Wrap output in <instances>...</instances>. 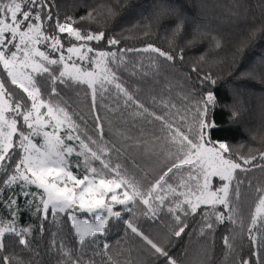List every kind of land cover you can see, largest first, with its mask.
<instances>
[{"label": "snow or ice", "instance_id": "obj_1", "mask_svg": "<svg viewBox=\"0 0 264 264\" xmlns=\"http://www.w3.org/2000/svg\"><path fill=\"white\" fill-rule=\"evenodd\" d=\"M116 4L119 6V0H116ZM54 6V0H0V205L10 217L6 219L0 215V253L6 249V236H14L15 243L32 251L29 237L33 226L19 225L22 211L17 203L19 198L25 199L26 209H35L32 215L41 217V231L43 221L49 215L57 223L59 214H66L81 245L85 243L86 237L94 238L96 234L106 232L112 218H121V212L114 210V205H121L131 211V205L139 201L145 206L142 215L152 219H156L158 213L166 209L173 218L167 235L176 238L185 234L189 227L186 218L190 215L201 216L198 235L205 237L212 234L213 241L218 226L238 224L239 232L233 227L222 237L227 250L225 259L236 251L235 241L246 238L251 249L250 255L238 258L235 264H264V184L254 189L257 199L247 228L243 218L237 220L240 186L244 183L237 178V172L264 169V164L254 163L258 158L264 160V151H258L255 155H242L239 151L234 153L226 141L212 138L209 130L215 129L217 125L212 119L211 109L218 103V97L209 88L194 93L199 98L192 103L194 111L191 121L187 116H180L183 130L174 127L164 116L151 113L168 129L169 144L175 149L168 151L171 164L157 179L143 188L135 177L122 174L120 164L113 167L104 159L105 148L87 136L86 132H81L73 119L74 114L68 110L70 105L60 96L57 85L86 84L92 91L95 107L96 85L103 89L105 84H112L118 93L126 97L125 104L132 100L144 112L148 109L135 101L122 83L117 82L119 77L109 66L116 64L118 67L123 63V57L117 61V52L98 50L91 46V42L104 41L106 33L75 26L80 22L95 21L93 11L89 10L79 20L67 15L61 21L59 13L52 11ZM159 8L161 10L154 13V19L159 23L162 18L174 17L176 22L171 33L173 37H180L185 25L179 10L171 5H161ZM107 13L109 16L116 14L111 6H108ZM145 27L150 29L151 22ZM260 32H264V25L250 29L237 51H242ZM62 35L65 36L63 40ZM194 40L195 36L187 44H193ZM213 40L216 38L213 37ZM106 43L116 46L120 40L112 36L107 38ZM169 43L171 45L173 41ZM215 47H221L219 40H216ZM126 51L152 52L167 61L184 59L183 48L175 55L152 44L143 49ZM199 59L203 61L205 56ZM192 71L198 72L195 65ZM260 81L264 84V75H261ZM199 83L215 86L217 80L208 73L200 78ZM231 115L235 118L238 113L233 111ZM95 119L99 121L98 116ZM97 128L102 139V128L99 124ZM36 138H40L39 144L35 142ZM251 151L249 149V153ZM74 154L83 159L73 164L70 158ZM96 161L101 165L99 169L93 166ZM82 165L85 174L79 178L72 168L79 169ZM185 169L186 175L179 176L175 186L168 183L170 174H179ZM106 172L112 178H106ZM33 186L36 191L31 190ZM14 187L19 191H13ZM248 187L252 188L251 181H248ZM118 189L123 190L122 194L117 193ZM6 191L9 195L5 199ZM219 206L226 211L219 210ZM78 212L92 214V221L78 218ZM125 223L127 229L141 238L151 255L164 257L167 264H179L176 258L169 255L165 246L145 235L132 220ZM110 247L105 242L101 252L93 255H103L105 264H120L110 254ZM60 253L63 259L58 264H96L94 259L84 260L82 252L74 256L63 243ZM203 255L207 256L206 249ZM0 264L33 262L13 254L0 256ZM124 264L133 262L126 260ZM192 264H205V261L194 260Z\"/></svg>", "mask_w": 264, "mask_h": 264}, {"label": "trees", "instance_id": "obj_2", "mask_svg": "<svg viewBox=\"0 0 264 264\" xmlns=\"http://www.w3.org/2000/svg\"><path fill=\"white\" fill-rule=\"evenodd\" d=\"M54 3L52 11L59 13L61 21L67 15L79 20L89 10L93 11L95 21H84L75 26L106 33L104 41L91 42V46L98 50L117 52V61L123 57V63L118 67L116 64L109 66L119 77L117 82L122 83L133 99L148 109L144 112L132 100L125 104L126 97L118 93L114 85H105L103 89L96 86L95 107L92 91L86 84L57 85L60 96L70 105L68 110L74 114L73 119L81 132H86L87 136L105 148L104 159L113 167L120 164L122 174L135 177L143 188L157 179L171 164L168 151L175 149L169 144L168 129L151 113L164 116L174 127L183 130L180 116H187L191 121L194 111L192 103L199 98L194 93L209 88L218 97V103L211 109L212 119L217 125L215 129L209 130L212 138L229 143L234 153L239 151L242 155H255L258 151H264V84L260 81L261 75H264V32L258 33L242 51H237L250 29L264 25V0H119V6L116 0H54ZM161 5H171L179 10L185 25L180 37H173L171 33L176 22L174 17L162 18L159 23L154 19V13L161 10ZM108 6L114 9V16L108 15ZM97 13L100 15L97 16ZM149 22L150 29L145 27ZM145 32L148 34L145 35ZM112 36L119 39L120 44L108 45L106 40ZM193 36V44L188 45L187 41L192 40ZM213 37L220 41V48L215 47L216 40ZM61 39H65V36L62 35ZM170 40L173 41L171 45ZM148 44L172 51L174 55L183 48L184 59L167 61L152 52L126 51L143 49ZM121 49L125 51L121 52ZM202 55L205 56L203 61L199 59ZM193 65L198 72L192 71ZM208 73L217 80L215 86L200 85V78ZM16 91L19 92L18 89ZM233 111L238 113L235 118L231 115ZM97 116L99 121L95 119ZM97 124L102 128V139ZM134 147H138V150L135 151ZM70 159L75 164L83 158L74 154ZM254 163L264 164V160L258 158ZM93 166L98 169L101 167L98 161ZM246 167L250 168L251 165ZM72 171L79 178L85 174L83 165L79 169L73 167ZM182 172L184 170L179 174H170L168 183L175 186L179 176L184 174ZM106 178L112 176L106 172ZM237 178L244 181L240 186L237 220L243 218L246 229L257 199L254 189L264 184V169L253 168L246 173L238 170ZM248 181L252 182V188L248 187ZM31 190L36 191L35 186ZM13 191L19 189L14 187ZM117 191L121 194L122 189ZM8 195L6 191L5 199ZM17 203L22 209L19 225L33 226L29 237L32 251L15 243L14 236H6V249L0 256L19 255L33 264H58L63 259L61 243L74 256L82 252L84 260L91 258L96 264H105L103 255H93L101 252L105 242L111 246L110 254L120 264L126 260H131L133 264H167L164 257L151 255L141 238L127 229V220H132L145 235L165 246L169 255L176 258L179 264H192L194 260H204L205 264H235L238 258H247L251 252L248 240L245 238L241 241L238 238L234 244L236 251L225 259L227 250L222 237L233 227L239 232L238 224L218 226L213 241L212 234L205 237L198 235L201 216L190 215L186 218L189 227L185 234L176 238L167 235L173 218L166 209H162L157 218L152 219L142 215L145 206L139 201L131 205V211L121 205H114V210L121 212V218H112L106 232L98 233L94 238L86 237L85 243L81 245L66 214H59L57 223L49 215L43 221L41 231V217L32 215L35 209H26L24 198H19ZM219 210L226 211L222 206H219ZM0 215L10 218L3 205H0ZM76 215L92 219L89 213L78 212ZM205 249L206 257L203 255Z\"/></svg>", "mask_w": 264, "mask_h": 264}, {"label": "rangeland", "instance_id": "obj_3", "mask_svg": "<svg viewBox=\"0 0 264 264\" xmlns=\"http://www.w3.org/2000/svg\"><path fill=\"white\" fill-rule=\"evenodd\" d=\"M105 85H112V84H105ZM96 86H99L98 84L96 85ZM36 143H40L41 142V140H40V138H36V141H35ZM68 143H74V142H68ZM122 144H127L126 142H122ZM138 147H134L133 149L135 150V151H137L138 149H137ZM82 158V157H81ZM182 173H184L182 176H184V175H186V169L184 170V172H182ZM217 186H219V185H217ZM123 191V190H122ZM122 191H121V194H122ZM117 193L118 194H120V192H118L117 191ZM90 214V213H89ZM90 215H92V214H90ZM78 216V218H80V219H88L89 221H92V219H89V218H86V217H82V216H79V215H77Z\"/></svg>", "mask_w": 264, "mask_h": 264}]
</instances>
